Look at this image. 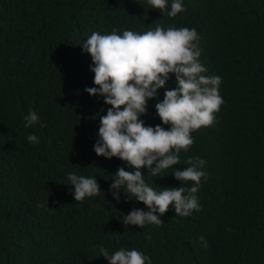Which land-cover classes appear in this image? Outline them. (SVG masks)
<instances>
[{
  "label": "trees",
  "instance_id": "obj_1",
  "mask_svg": "<svg viewBox=\"0 0 264 264\" xmlns=\"http://www.w3.org/2000/svg\"><path fill=\"white\" fill-rule=\"evenodd\" d=\"M183 5L168 17L147 0H0V264H107L98 245L110 253L135 247L152 264H264V0ZM156 24L196 29L198 59L206 75L221 77L223 103L212 124L191 133L179 163L155 177L141 166L159 190L179 186L171 172L188 157L203 158L199 210L179 216L170 204L160 225L142 228L120 216L143 202L124 194L116 201L108 190L127 165L92 148L110 105L83 90L94 73L78 43L93 31ZM174 86L170 73L164 87ZM164 87L147 100V125L161 123L154 103ZM29 109L44 126L24 127ZM30 132L38 143L26 140ZM69 171L96 175L101 191L74 201Z\"/></svg>",
  "mask_w": 264,
  "mask_h": 264
},
{
  "label": "clouds",
  "instance_id": "obj_2",
  "mask_svg": "<svg viewBox=\"0 0 264 264\" xmlns=\"http://www.w3.org/2000/svg\"><path fill=\"white\" fill-rule=\"evenodd\" d=\"M168 17L184 10L183 0H147ZM167 6V10H166ZM199 35L194 27L156 24L146 31L133 29L110 32L93 31L82 42L81 50L87 52L92 63L94 86H85L89 95L102 96L110 105L99 115V126L92 145L97 155L105 158L117 157L127 165L117 167L111 175L109 192L119 201L125 199L143 202L145 208L133 207L120 216L124 225H160L161 216L171 204L179 216H189L199 210L196 195L202 178H207L206 161L200 157H188L186 167L174 168L171 174L179 186H150L144 179L141 166L153 177L162 170L179 163V153L187 151L193 143L191 133L201 126L213 123L214 113L223 103L218 87L221 77L206 75L207 69L198 59ZM174 74V87H164L169 74ZM164 87L163 98L154 103L155 115L161 123L147 125L141 115L147 110V100L158 96ZM122 106V107H121ZM24 127L40 122L35 110L29 109L23 116ZM163 125H167L164 127ZM26 140L38 143L34 133ZM74 201L94 197L100 191L96 175L66 173ZM191 185L185 186V182ZM118 239V237H117ZM145 239H151L145 233ZM99 256L107 264H152L151 258L141 250L119 247L111 253L98 245Z\"/></svg>",
  "mask_w": 264,
  "mask_h": 264
}]
</instances>
